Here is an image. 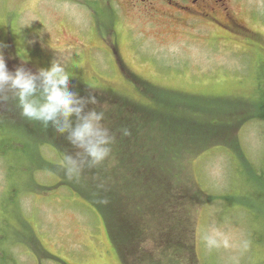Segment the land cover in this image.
I'll use <instances>...</instances> for the list:
<instances>
[{
    "label": "rangeland",
    "instance_id": "374dc122",
    "mask_svg": "<svg viewBox=\"0 0 264 264\" xmlns=\"http://www.w3.org/2000/svg\"><path fill=\"white\" fill-rule=\"evenodd\" d=\"M235 3L250 25L264 33V20L256 17L254 21L249 13L264 11V0H235ZM107 9L112 10V17H106ZM134 15L123 14L116 0H0V45H6L2 51L12 72L22 66L36 73L49 67L52 61L60 63L70 75V91L80 97L90 93L97 97L98 104L86 105L85 111L93 108L104 111L105 127L115 125L121 117L117 99L140 103L143 98L151 100L158 89L210 98L245 95L249 101L257 100L259 87L264 83V46L251 42L249 48L240 41L220 37V31L212 26L207 31L189 27L184 33L197 35L185 34L181 38L172 34L166 41L157 42L144 36L143 31L149 34L144 30L146 21ZM112 35L117 39L114 43ZM204 37L213 38L204 40ZM143 79L155 86H146L141 82ZM9 93L11 101H4L6 104L0 101V150L8 149L12 154L21 151L14 149L20 147L29 153L17 159L13 156L0 159V237L7 233L20 242L12 249L19 264H128L114 244L101 213L77 191L67 188L72 187L74 180L66 182L64 178V185L43 181L54 180L53 175L57 180L56 176L64 172L57 165V152H62L54 146L49 148L52 145L38 144L46 139L54 142L53 138L63 136L53 129L47 131L39 122L35 129L33 120L21 115L18 102ZM160 103L164 111L172 105V98ZM184 105L193 110L198 107V103L189 100ZM248 105L247 110H238L229 117L233 119L228 122L233 129L230 131L233 139L228 141L232 143V152L215 143L206 150L202 144L196 145L198 149L186 148L184 138L164 124L158 125V119L151 120L146 127L135 124L144 130H136L135 147L143 151L154 144L163 154L158 153L152 163L166 162V169L159 166L149 169L141 164L140 178L128 180L130 192L125 206L135 218L145 217L140 220L142 232L138 231L140 238L129 264L157 261L156 264H264V185L258 183H264V124L260 121L247 124L252 107L249 102ZM42 131L44 135L33 143V133ZM238 135L242 138L241 149ZM120 136L118 133L115 140ZM222 142L227 143L225 140L216 143ZM115 148L116 141L110 154ZM188 156L192 158L186 165L184 160ZM26 159L30 160L32 171L28 170ZM14 168L23 169L16 174ZM20 179L24 184L19 185L21 197H18L23 200L17 205L13 224L31 232L28 244L23 240L28 241L29 234L15 229L12 236L10 228L1 224L6 215L13 214L8 192L10 189L13 192L12 185L16 189ZM161 179L181 180L178 184L184 192L181 208L175 199L160 198ZM206 194L211 195L210 200L204 199ZM220 194L230 195L231 201L219 197ZM240 198L247 204L236 202ZM168 226L177 229L172 233L183 242L180 246L181 249L184 246L186 258L178 253L181 249L168 252L174 260L164 257L168 248H162L164 245L157 240V229L161 231ZM192 246L198 252V260Z\"/></svg>",
    "mask_w": 264,
    "mask_h": 264
},
{
    "label": "trees",
    "instance_id": "16d2710c",
    "mask_svg": "<svg viewBox=\"0 0 264 264\" xmlns=\"http://www.w3.org/2000/svg\"><path fill=\"white\" fill-rule=\"evenodd\" d=\"M261 33L263 34L264 37V33L263 32ZM229 39L240 41L243 44L247 45L249 48H252V46L250 45L251 42H248L247 40L245 41L241 38L240 40L239 39L237 40L235 38L234 39L229 38ZM116 40L117 39L113 38L114 42H116ZM253 42H256L257 46H264V40L261 41L257 39L255 41H252V43ZM141 82H143V84H145L146 86H151V87L155 86L147 79H143ZM156 93H159V95H155ZM6 95L9 97L10 93L6 92ZM207 96L208 95L205 96L196 95L195 93H184V91H171V90L158 89L153 95H151V97L156 99V102L155 99L153 98H151V100L148 98L145 99L143 98L142 101L134 98L135 100L140 101V103L131 102L129 100L127 101V103L120 102L117 99L118 102L116 106L120 107L121 109V117H119V119L115 118L117 119L115 125L107 124L106 127L109 128L115 134V139L118 136V133H120L119 130L124 127L130 129L131 135L129 136L121 135L118 141L115 140L117 142V148H115V152L110 154L109 157L105 159V161H103L101 164L95 167H88L84 158L73 152V150H75L78 153V150L75 149L67 141L65 135H61L63 137L53 138V140H55L54 142H48V139H46L44 142L41 141L39 143L38 140L39 143L38 146L44 144L52 145L49 146V148L54 146L56 147L57 151L60 150L63 153L62 154L57 152V156L59 159V163H57V165L60 166V169L64 170V172L62 174L61 172L59 173L61 174L60 177L56 176L57 180L53 175L54 180L45 178L43 179V181L44 182L54 181L64 185L70 179L69 169L73 166L77 167L79 169V173L78 175L76 174L72 175L71 179L74 180V183L71 184L72 186L71 188L69 187L67 188L69 190L73 189L74 191H77L81 195V197L92 203L95 206V208L99 211V213H101V216L106 222V225L109 229L112 240L116 245V247L119 249V251L122 253V256L124 257L123 260L125 263L128 262L129 264L131 263L130 259L131 260L133 259L132 254L140 238L138 231L142 232V227H143V223L140 220L145 218L143 215L140 216L139 218H135L133 215L129 213L128 207L126 208L125 206L127 200V194L128 192H130L129 187L127 185L128 180L132 181L134 180L133 178L136 177L140 178L141 164H144L145 166H149V169H152L153 166L154 167L159 166L161 170L166 169V166H164L166 162L161 161L158 163L156 162L152 163L153 158L158 157V153L159 155L163 154L162 152H158L156 150L155 148L156 146L154 144L148 145L146 149L143 148L142 149L143 151H140V148H138V146L135 147L136 140L134 138L137 135L134 136V134L136 130L138 129V131H144L140 128H136L135 124L142 123L146 127L147 124H150L151 120L158 119L157 120L158 125L164 124L166 128H170V131L175 132L177 136H181L182 138H184V147L186 148L191 147V149H198L196 145L202 144L203 146L202 148H205L204 150H206V147H208L211 143H215L216 145L220 144L227 147L230 150V152H232V149L230 148V145L232 143L229 142H231V140L233 139L232 133L230 131H233V129L230 127L228 122L230 120L233 121V119H229V117L233 116V113L238 112V110L239 111L247 110V107L249 106L248 105L249 102L250 106H252L251 109H249L250 112L249 115L251 120L249 119L247 124L254 121H260L262 124H264V83L263 85H260L258 97L257 100L255 101H249L248 98L245 97V95L215 96L216 98H210ZM167 98H172V105L169 104L168 107L165 108L164 111H162L160 109V105H161L160 102L164 101ZM187 100L198 103V107L193 110L190 106L184 105V102ZM229 102H233L234 104H230ZM4 103L6 104V102ZM120 104H123L122 107L120 106ZM137 105L138 107H135ZM70 119L75 121V116L71 117ZM32 122L33 124L36 125L35 129H38V124L40 122L37 123L38 121H34V120ZM236 123L238 124V121ZM51 129H52L51 126H49V128H47V131H51ZM33 134L34 135H32L31 139L33 140V143H35L37 138H40V136L42 137L44 135V132L42 131L41 133H33ZM55 135L57 134H54V136ZM58 135L60 136V134ZM241 139H242L241 135H238L237 142L240 144L239 145L240 149L242 144ZM132 140H134L133 143ZM218 140H225L227 143L224 144L223 142L216 143ZM191 144L193 146H191ZM132 145L134 147H132ZM10 147L12 146H9V148ZM14 149H19L21 151L17 150L19 152H13L12 154H9L7 152L8 149L0 150V159L6 160L9 157L11 158L12 156L15 159H17L20 155L21 156L28 155L29 153L28 149L25 150L20 147H16ZM50 150L53 151V149ZM20 152H22V154ZM262 154H264V152H262ZM138 157H140L141 159H139ZM188 157L189 158H186L184 160V164L186 165L190 163L189 160L190 158H192L190 156ZM26 162H28V170L32 171L30 160L26 159ZM21 169L14 168L13 172L17 174L19 170L21 171ZM158 175L159 174L155 176L156 178H153L155 181ZM263 177L264 175H262V179ZM64 178L66 179V182H64ZM153 179L151 180L154 181ZM255 179L258 181L259 178L257 179L256 177ZM181 183L182 182L179 179L175 181L169 179L168 181H166L164 179H161V192L159 193L161 194L160 198H167V200L175 199L176 203L181 208V204L184 205V192H182L181 190L182 188L181 185L180 186L178 185ZM258 183L264 185V183L261 182ZM23 184L24 182H22V180L20 179V181L17 182L16 189L14 185H12L13 192L11 193V189L9 190L8 192L10 195L9 203L12 206L13 214L6 215L7 217L1 220V224L3 222L2 227L5 229L9 230L10 228V233L12 234V236L13 234L14 235L16 234L14 233L15 229L17 230V232L21 234H26V235L29 234L28 241L23 240V243L28 244V242H31L30 241L32 237L31 232L25 231V229L20 228V225L18 227L13 224L14 222H16L15 217L17 215V205H19V203L22 204L23 199L19 198L21 197V195H19L20 192L18 188L19 185H23ZM168 187H172V189H167ZM185 189H187L186 186ZM229 196L230 195L221 196L220 194L219 197H223L225 199V198H229ZM8 197L6 198L7 200ZM204 199L210 200L211 195L206 194ZM236 202L240 204H247L245 200H243V198H240ZM141 207L142 205L139 206V208ZM179 207H176L174 209H179ZM168 228L169 226L161 231L157 229L158 235L156 238L157 240H159V242H161L164 245V247L162 248H168L166 249V252L163 254L164 257H166L167 259L170 258L171 260H174L172 258L173 255L171 254L168 255V252L175 253L176 250L181 249L180 244H183V242H181L180 239H176L175 238L176 234L172 233L173 231L177 230L176 228H174L173 226H171L169 229ZM17 235L20 236V234L18 233ZM26 235L24 236L27 237ZM0 241H2L5 244L1 246L2 242L0 243V264H19L17 255H13L12 253V249L15 250V248H17L18 244L20 243L17 242L16 237L14 236V238L12 239L11 236L9 237V234L7 235V233H5L0 237ZM33 241L34 240H32V242ZM181 250L182 252H178V253L184 255V246L182 247ZM192 252L195 255L196 259L198 260L199 255L195 246L194 248L192 246ZM183 257H185V255L182 256L181 258ZM167 261H163V262L166 263ZM158 262L159 261H157L156 263ZM198 262L201 263L202 262L201 259ZM148 264H154V263L149 262Z\"/></svg>",
    "mask_w": 264,
    "mask_h": 264
},
{
    "label": "clouds",
    "instance_id": "9594fccd",
    "mask_svg": "<svg viewBox=\"0 0 264 264\" xmlns=\"http://www.w3.org/2000/svg\"><path fill=\"white\" fill-rule=\"evenodd\" d=\"M0 45V94L11 92L21 111L29 120L38 121L47 129L49 126L78 150L88 167H95L105 161L111 153L115 134L104 126V111L93 108L85 111L86 105H97L95 95L80 97L69 90L70 75L58 62L33 73L24 67L9 71ZM7 95H0V101H7ZM75 116V122L71 117ZM121 135H131L124 127ZM75 166L69 169V178L78 175ZM106 202V201H104ZM211 243V241H209Z\"/></svg>",
    "mask_w": 264,
    "mask_h": 264
},
{
    "label": "flooded vegetation",
    "instance_id": "af4514ba",
    "mask_svg": "<svg viewBox=\"0 0 264 264\" xmlns=\"http://www.w3.org/2000/svg\"><path fill=\"white\" fill-rule=\"evenodd\" d=\"M123 14H131L145 20V37L157 42L166 41L172 34L184 38L195 36L192 32L184 33L189 27L193 30L208 26L218 29L220 37L243 39L248 42L264 40L259 29L248 22L235 5V0H116ZM134 14H133V13ZM251 19L264 20V11H249ZM112 10L107 9L106 17H112ZM118 16L113 20L116 21ZM259 30V31H258ZM208 35V34H207ZM203 38L204 40L212 39Z\"/></svg>",
    "mask_w": 264,
    "mask_h": 264
}]
</instances>
